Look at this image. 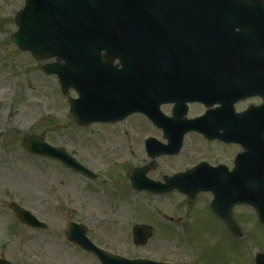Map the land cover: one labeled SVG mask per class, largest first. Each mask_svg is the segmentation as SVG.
<instances>
[{"label": "rangeland", "instance_id": "rangeland-1", "mask_svg": "<svg viewBox=\"0 0 264 264\" xmlns=\"http://www.w3.org/2000/svg\"><path fill=\"white\" fill-rule=\"evenodd\" d=\"M24 1L0 0V258L13 264H100L67 239L70 221L85 223L95 243L123 255L187 264L194 251L209 257L213 247L196 249L184 240L182 230L166 240L156 216L173 208L172 197L159 205L143 194L129 196L126 176L117 172L115 163L121 158L123 167L132 163L137 151L124 139L111 143L114 127L77 125L57 76L45 73V61L11 41L17 29L14 17ZM70 94L77 96L74 89ZM27 134H44L48 142L96 170L101 181L83 178L56 159L31 154L23 145ZM14 202L33 211L47 228L23 224L13 211ZM250 212L245 209L244 237L228 236L222 255L215 256L225 258L226 264H256L255 253L264 251V226ZM138 221L155 227L145 246L132 241V226Z\"/></svg>", "mask_w": 264, "mask_h": 264}, {"label": "flooded vegetation", "instance_id": "flooded-vegetation-1", "mask_svg": "<svg viewBox=\"0 0 264 264\" xmlns=\"http://www.w3.org/2000/svg\"><path fill=\"white\" fill-rule=\"evenodd\" d=\"M153 20L158 22L148 24L151 32L176 44L161 53H164L161 58L165 59L161 62V80L165 84L174 85L176 92H179L178 101L174 100L177 97L175 95L173 100H165L160 105L161 112L173 118L172 121L164 119L162 126H159L147 115L135 112L117 122L97 124L116 129L110 131L112 144L123 143L124 139V143L128 141L127 147L130 150L137 151L135 153L138 158L132 163L123 167L124 158L115 163L120 167V170L117 169L118 175L126 176L129 196L143 194L159 205L160 200L172 197L173 208H165L156 216L157 222L163 225L166 240L171 236L175 237L180 232L178 230H182L184 240L196 249L213 247L209 257L201 256L200 251H194L190 264H226L223 262L225 258L215 256L222 255V246L228 236H238L214 208L217 198L218 203L226 205L223 194L219 191L216 195L213 188H203L205 184L201 181L211 178L214 181L212 187H220L216 181L232 177L240 187L245 180L244 172L252 170L258 173L251 179L264 181V14H207L204 17L192 14L187 17L160 16ZM200 20L202 23L198 22ZM176 56L180 58L178 61L173 60ZM146 58L148 57L143 56V67L146 66ZM183 58L186 61L182 62ZM113 65L118 68L123 66L120 56L115 57ZM142 74L148 76L149 72L143 71ZM207 112L209 115L203 117ZM184 117L189 120L200 118L199 125L194 124L193 129L184 132ZM166 132L178 134L174 143L171 144ZM182 132L184 134L180 141L179 134ZM214 134L221 137H209ZM150 138H155L152 141L153 148L168 146L172 152L151 156L147 148ZM245 141L254 143L252 151L245 147ZM246 151L254 155L255 160L251 162H256V166H246L245 158L236 165L237 160H241L240 154ZM144 167H148L147 177L163 183L166 176L197 167L193 175L196 183L190 187L200 190H191L190 194L179 188L162 193L139 190L133 185L131 176L135 169ZM88 168L96 171L89 166ZM76 173L93 182L101 181L99 174L96 178H91L81 172ZM246 208L254 213L257 220L259 218L251 205L236 203L232 209V217L241 230L245 225ZM140 221L132 226V241L136 246H145L152 239L155 227L146 221ZM258 221L264 226L260 219ZM137 224L150 225L153 229V235L146 244L136 243L134 227ZM183 263L185 262L181 264Z\"/></svg>", "mask_w": 264, "mask_h": 264}, {"label": "water", "instance_id": "water-1", "mask_svg": "<svg viewBox=\"0 0 264 264\" xmlns=\"http://www.w3.org/2000/svg\"><path fill=\"white\" fill-rule=\"evenodd\" d=\"M210 1L213 2L215 13H226L229 8L228 13L264 14V0H25L15 14L14 22L17 29L10 34V39L21 51H29L38 61H45L42 64L45 73L58 77L61 91L68 98L70 112L77 124L116 122L130 113L143 112L162 126L164 119L171 121L173 119L167 118L160 111L161 103L168 99L164 96L168 91L164 90L159 75L149 79V84H143L142 65L135 64L142 63L143 56L148 57L147 62H158L157 57L163 46L155 44L154 37L148 38L145 35L151 32V28L148 27L151 22L145 24V19L165 14L206 15L210 13ZM223 4L226 7H223ZM147 40H150V44L146 42ZM102 51H105L104 55ZM116 56H120L123 61L120 68L113 65ZM155 70V67H149L150 73ZM71 89L77 92L76 97L70 94ZM169 94L177 95V92ZM174 100L178 101V98ZM208 113L203 117L209 115ZM184 119L186 126L184 132L193 129L194 124L199 125L200 118ZM184 132L179 134L180 141ZM177 135L166 132L171 144ZM216 136L221 137L216 134L209 135L210 138ZM25 137L23 144L30 152L57 158L75 171L90 177L95 176L65 148L53 146L45 141L44 135L27 134ZM154 140L155 138H150L147 147L151 156L172 152L168 146L153 148ZM250 156L248 151L242 152L241 160H237L236 165L244 158L250 161ZM249 165L253 166L252 162H249ZM147 170L148 167H144L133 171L131 181L135 188L155 193L174 188L189 194L191 190L194 192L200 190L190 187L196 183L193 175L197 167L166 176L164 183L147 177ZM247 173H255V170ZM201 182L205 184L203 188H213L216 195L219 191L221 194L225 190L228 204L218 203L217 198L214 208L235 234L243 235L232 217V208L237 202L252 204L264 222V208L260 207L264 200L261 201L256 192L259 189L264 192V181L260 186V182L245 178L240 187L231 186L232 182L238 183L237 180H232V177L216 181L220 187H212L214 181L211 178ZM14 211L22 222L30 226L41 229L47 227V223L17 203H14ZM66 234L70 241L95 254L101 264H175L150 258H128L112 253L97 246L87 236V226L84 223L70 222ZM134 234L136 243L145 244L152 236L153 229L149 225L137 224L134 227ZM255 257L257 264H264L263 252H256ZM0 264L13 263L0 258Z\"/></svg>", "mask_w": 264, "mask_h": 264}, {"label": "bare ground", "instance_id": "bare-ground-1", "mask_svg": "<svg viewBox=\"0 0 264 264\" xmlns=\"http://www.w3.org/2000/svg\"><path fill=\"white\" fill-rule=\"evenodd\" d=\"M1 91H3V88L1 89Z\"/></svg>", "mask_w": 264, "mask_h": 264}]
</instances>
